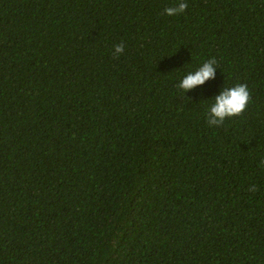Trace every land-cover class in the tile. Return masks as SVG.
Here are the masks:
<instances>
[{
  "label": "trees",
  "instance_id": "obj_1",
  "mask_svg": "<svg viewBox=\"0 0 264 264\" xmlns=\"http://www.w3.org/2000/svg\"><path fill=\"white\" fill-rule=\"evenodd\" d=\"M178 2L0 0V264H264V0Z\"/></svg>",
  "mask_w": 264,
  "mask_h": 264
},
{
  "label": "clouds",
  "instance_id": "obj_2",
  "mask_svg": "<svg viewBox=\"0 0 264 264\" xmlns=\"http://www.w3.org/2000/svg\"><path fill=\"white\" fill-rule=\"evenodd\" d=\"M187 8L186 2L180 0L174 7L164 9V13L168 16L178 15ZM123 42L114 45L113 54L123 53ZM217 68H220L216 59L210 58L202 62L193 70L185 72L177 83V87L186 94L195 90L216 78ZM191 99V98H188ZM210 101L206 110L207 124L210 127H218L227 119L238 116L246 111L251 102V92L246 83H237L228 87H222L213 97L204 99ZM264 163V162H262ZM250 191H255V185L249 187Z\"/></svg>",
  "mask_w": 264,
  "mask_h": 264
}]
</instances>
